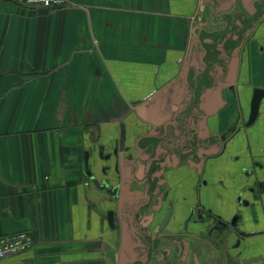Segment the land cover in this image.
Listing matches in <instances>:
<instances>
[{"label": "crops", "instance_id": "crops-1", "mask_svg": "<svg viewBox=\"0 0 264 264\" xmlns=\"http://www.w3.org/2000/svg\"><path fill=\"white\" fill-rule=\"evenodd\" d=\"M256 88L264 0H0V238L34 241L0 264H264Z\"/></svg>", "mask_w": 264, "mask_h": 264}, {"label": "water", "instance_id": "water-1", "mask_svg": "<svg viewBox=\"0 0 264 264\" xmlns=\"http://www.w3.org/2000/svg\"><path fill=\"white\" fill-rule=\"evenodd\" d=\"M233 89V87H232ZM264 98V89L256 88L253 91L252 101H251V113L249 120L247 122V125H251L255 122V120L258 117L259 114V108L262 99ZM124 128V127H123ZM125 130L123 129L122 132V139H121V146L120 149L123 150V144H124V138H125ZM117 146V144H116ZM115 153H118L117 148H115ZM90 178L93 180V182L100 187L101 189H106L112 196L116 197L117 188L112 189V186L110 184L101 185L99 181L96 178L92 177V173H88ZM145 218V217H144ZM151 218V217H150ZM208 220V219H207ZM217 222L218 224H214L212 226L213 230H216L217 233L223 240H228L231 237L235 236L238 238L237 240V246L241 244L242 241H248L250 242L252 238L260 236L261 232H248L243 225L238 224L237 217L233 218L231 221H225L222 218H215L214 222Z\"/></svg>", "mask_w": 264, "mask_h": 264}, {"label": "built area", "instance_id": "built-area-1", "mask_svg": "<svg viewBox=\"0 0 264 264\" xmlns=\"http://www.w3.org/2000/svg\"><path fill=\"white\" fill-rule=\"evenodd\" d=\"M20 5H28L36 9L50 10L62 8L67 0H11ZM34 245L32 235L29 232H21L0 238V261L9 256L23 253Z\"/></svg>", "mask_w": 264, "mask_h": 264}, {"label": "flooded vegetation", "instance_id": "flooded-vegetation-1", "mask_svg": "<svg viewBox=\"0 0 264 264\" xmlns=\"http://www.w3.org/2000/svg\"><path fill=\"white\" fill-rule=\"evenodd\" d=\"M196 142V140H194V143ZM194 145V144H193ZM193 147V146H192ZM105 185L108 184L107 182L104 183ZM103 184V185H104ZM113 189V187H112ZM118 187H117V192H118ZM116 192V193H117ZM123 200V199H122ZM169 208L167 209V212L166 214L163 216L160 224H158V227L156 230H160V231H164L166 229V227L173 221V220H176V215L174 213V209L172 208L173 207V204L169 203L168 204ZM163 208V207H161ZM143 216L142 218H144V224L148 223L149 221L151 223L155 222V219H156V213H155V209L152 207V210L149 212V213H142ZM151 217V218H150ZM197 218H199V216L197 217V208H192L191 211H190V214L184 219V222L182 224V227L180 226V228H182V231L184 232H187L188 229H189V224H190V221L193 220L195 222V224H197ZM139 219V218H138ZM176 244H177V241H175ZM167 249V252L170 253V255H172L175 251L174 247H170V246H166ZM194 263L197 264V255L194 254ZM187 260V259H186ZM173 261V258L171 260V263Z\"/></svg>", "mask_w": 264, "mask_h": 264}]
</instances>
